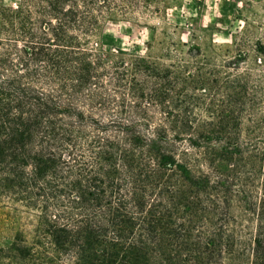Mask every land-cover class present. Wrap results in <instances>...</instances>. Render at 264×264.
Returning <instances> with one entry per match:
<instances>
[{
  "label": "trees",
  "instance_id": "1",
  "mask_svg": "<svg viewBox=\"0 0 264 264\" xmlns=\"http://www.w3.org/2000/svg\"><path fill=\"white\" fill-rule=\"evenodd\" d=\"M150 3L0 0V204L27 217L0 264H264V187L245 222L212 202L186 232L212 158L168 126L170 73L94 47Z\"/></svg>",
  "mask_w": 264,
  "mask_h": 264
},
{
  "label": "rangeland",
  "instance_id": "2",
  "mask_svg": "<svg viewBox=\"0 0 264 264\" xmlns=\"http://www.w3.org/2000/svg\"><path fill=\"white\" fill-rule=\"evenodd\" d=\"M94 47L112 57L141 56L169 71L168 126L194 133L212 158L210 164L200 159L202 191L199 200L193 193L196 213L184 214V230L195 236L215 226L212 202L245 222L264 187V0H151L145 16L109 23ZM11 209L0 204L5 242L27 218ZM173 255L157 264L180 263Z\"/></svg>",
  "mask_w": 264,
  "mask_h": 264
}]
</instances>
